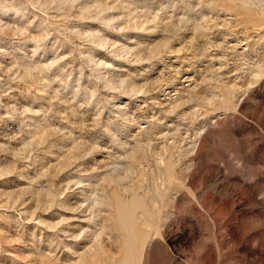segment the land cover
Wrapping results in <instances>:
<instances>
[{"label":"rangeland","instance_id":"374dc122","mask_svg":"<svg viewBox=\"0 0 264 264\" xmlns=\"http://www.w3.org/2000/svg\"><path fill=\"white\" fill-rule=\"evenodd\" d=\"M0 264H264V0H0Z\"/></svg>","mask_w":264,"mask_h":264}]
</instances>
